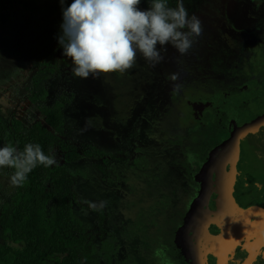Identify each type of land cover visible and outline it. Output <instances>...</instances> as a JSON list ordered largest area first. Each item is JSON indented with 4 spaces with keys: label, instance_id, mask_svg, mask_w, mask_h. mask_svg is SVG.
<instances>
[{
    "label": "rangeland",
    "instance_id": "1",
    "mask_svg": "<svg viewBox=\"0 0 264 264\" xmlns=\"http://www.w3.org/2000/svg\"><path fill=\"white\" fill-rule=\"evenodd\" d=\"M191 1L194 0H38L33 14L20 17L15 13L10 24L0 28V133L13 129L16 122L28 128L43 121L28 97L37 72L35 64L45 62L54 72L45 80L44 104L52 107L64 100L65 132L61 140L81 154L84 148L93 146L104 155L89 159L87 165L83 160L78 162V173L71 183L78 200L76 213L89 240V251L84 256L87 264H165L176 247L173 232L179 215L170 211V205L179 194L174 191L182 187L175 188L171 181L176 168L185 171L183 153L187 158L195 157L197 151L193 150L207 140V133L203 136L193 133L197 129L182 130L172 119L167 126L172 138L161 141L154 134L158 129L147 131L146 126L174 104H180L176 111L186 105L187 101L177 97L172 98L168 109L160 108L161 84L168 82L166 71L158 66L169 40H180L183 32L191 33V19L182 9L191 5ZM72 17L89 22L92 29L72 27ZM201 36L200 32L195 38ZM62 38L67 40L66 48L62 47ZM138 65H142L140 83L133 88L127 83L122 89L116 88V80L122 85L133 78V73L128 75L127 70L124 73L121 70L133 68L139 72ZM147 67L151 73H158L155 74L158 78L147 77L149 84L143 88ZM252 70L258 81L243 82V92L234 94L228 105L233 119L228 118L227 123L233 124L230 121L234 120L235 126H241L264 116V56L238 69L234 78L249 80ZM160 73L165 77L160 78ZM163 88L174 94L170 86ZM137 90H147L154 101L147 106L148 111L136 117L133 125L123 123L126 127L119 129L110 120L115 116L108 107L110 100L121 95L127 97ZM199 98L210 104L211 109H217L224 99L222 94ZM155 110L159 111L157 115ZM123 137L129 138L127 142ZM140 138L144 150L137 145ZM168 145L179 146L177 152L182 154L172 162L159 155L161 148ZM232 145V153L238 159L241 154L237 167L242 182L239 195L247 201L254 197L264 200V126L243 138L241 144ZM56 151L57 160L63 162L64 155ZM139 151L167 166L161 172V181L149 183L150 191L142 183L128 180L122 168L127 158L131 162ZM11 155L6 140L0 136V211L17 186ZM170 164L175 169L168 168ZM160 209L164 213L145 225V216L159 213Z\"/></svg>",
    "mask_w": 264,
    "mask_h": 264
},
{
    "label": "trees",
    "instance_id": "2",
    "mask_svg": "<svg viewBox=\"0 0 264 264\" xmlns=\"http://www.w3.org/2000/svg\"><path fill=\"white\" fill-rule=\"evenodd\" d=\"M37 6L38 0H0V28L8 26L15 13L24 17L33 14ZM182 9L191 19L192 30L183 32L180 40H169L165 54L160 56L158 68L166 71L168 82L161 84V109L173 102L164 85L170 86L174 99L187 94L223 93L234 99L235 93L243 92L244 84L258 81L254 70L249 80H236L234 73L264 56V0H194ZM70 21L72 27L92 29L80 17H72ZM200 32L201 38H195ZM61 44L63 48L68 46L66 38L61 39ZM35 66L37 72L28 100L41 113L43 121L28 128L16 122L13 129L0 133L11 151L17 180L13 195L0 211L3 236L0 264H87L84 256L89 251V240L76 213L78 200L71 183L78 173V162L83 160L87 165L89 159L104 155L93 146L84 148L81 154L61 140L65 132L64 100L52 107L44 104L45 80L54 70L45 62H37ZM138 67L139 72L133 68L121 70L123 73L127 70L128 75L133 73V78L122 85L116 80L115 87L122 89L127 83L133 88L140 83L142 65ZM148 68H144L143 88L149 84L147 77L158 78L155 76L158 73H151ZM159 77L165 75L160 73ZM148 95L147 90H137L127 97L112 98L108 107L115 116L111 123L118 124L119 129L126 127L123 123L133 125L136 117L148 111L147 106L153 103ZM176 107L174 104L172 109ZM153 112L157 115L159 111ZM139 141L142 142L141 138ZM56 150L64 155L63 162L57 160Z\"/></svg>",
    "mask_w": 264,
    "mask_h": 264
},
{
    "label": "flooded vegetation",
    "instance_id": "3",
    "mask_svg": "<svg viewBox=\"0 0 264 264\" xmlns=\"http://www.w3.org/2000/svg\"><path fill=\"white\" fill-rule=\"evenodd\" d=\"M222 95L224 99L219 101L217 109H206L201 96L184 95L181 99L188 102L184 107L178 111L167 108L169 111H164L147 128V131L158 129L154 134L161 141L172 138L167 127L172 119H176L182 130L197 129L193 133H203V136L207 133V140L193 150L197 152L192 160L183 153L185 171L176 168L171 181L175 188L182 189L174 191L179 194L176 193L170 205V211L178 213L179 221L173 232L176 247L165 264H264V200L254 197L247 201L240 196L242 182L237 167L241 154L238 159L232 153V143L227 142L234 126L226 122L227 113L233 117L228 107L232 99ZM123 139L127 142L129 138ZM137 145L144 150L143 140ZM179 149L177 145L164 146L159 155L172 162L182 155L177 152ZM128 159L122 167L128 180L142 183L146 191H150L149 183L161 181V172L167 167L165 162L140 151L131 162ZM168 168L175 169L171 164ZM163 213L160 209L159 213L145 216V225Z\"/></svg>",
    "mask_w": 264,
    "mask_h": 264
},
{
    "label": "water",
    "instance_id": "4",
    "mask_svg": "<svg viewBox=\"0 0 264 264\" xmlns=\"http://www.w3.org/2000/svg\"><path fill=\"white\" fill-rule=\"evenodd\" d=\"M202 104H204L205 107L212 108V106H210V104H208V103L203 102ZM227 117L230 119H233L229 113H227ZM230 122H233V124H234V120L230 121ZM262 126H264V116H260L259 118L255 119L251 122H248L246 124H243L241 126H237V125L235 126V124H234V126L231 129V136L227 142H231L232 144L235 143L234 146H237V145H239V141L243 137H245L249 133H253V132L257 131ZM193 158L194 157H191L189 159L192 160Z\"/></svg>",
    "mask_w": 264,
    "mask_h": 264
}]
</instances>
